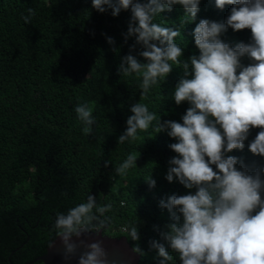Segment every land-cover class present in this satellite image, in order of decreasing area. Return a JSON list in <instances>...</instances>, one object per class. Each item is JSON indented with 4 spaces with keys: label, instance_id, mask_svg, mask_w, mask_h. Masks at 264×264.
<instances>
[{
    "label": "trees",
    "instance_id": "1",
    "mask_svg": "<svg viewBox=\"0 0 264 264\" xmlns=\"http://www.w3.org/2000/svg\"><path fill=\"white\" fill-rule=\"evenodd\" d=\"M232 7L219 9L215 0H200L196 19L190 22L185 9L174 5L155 16L154 23L179 29L175 41L184 48L180 59L187 61L199 55L196 24L201 19L224 23ZM130 19V9L113 16L111 9L98 12L92 0H0V264H41L31 260L56 237L57 214L86 202L89 194L99 206L112 205L102 234L126 235L133 248L140 247L144 255L139 254L137 264H160L151 241L165 245L173 256L168 264H181L160 235L173 222L160 201L196 191L176 178L166 179L169 161L178 155L169 146L177 140L167 129L156 133L155 122L147 131L138 130L135 140L118 144V138L136 103L145 104L161 123H183L191 105H177L173 99L183 76L179 65L173 64L172 72L145 96L141 75L119 72L128 54L147 62L139 55L144 48L135 36L125 40ZM220 39L235 47L250 43L252 34L250 29L237 32L229 27ZM240 62L253 63L247 56ZM83 104L93 110L91 134L75 112ZM259 131L251 128L243 150L227 153L239 158L249 174L264 168V156L248 147ZM130 154L137 156L136 165L117 174L115 169ZM149 176L154 187L146 180ZM261 195L264 199V192ZM135 225L138 241L125 231Z\"/></svg>",
    "mask_w": 264,
    "mask_h": 264
},
{
    "label": "clouds",
    "instance_id": "2",
    "mask_svg": "<svg viewBox=\"0 0 264 264\" xmlns=\"http://www.w3.org/2000/svg\"><path fill=\"white\" fill-rule=\"evenodd\" d=\"M199 4L200 0H92L93 8L101 13L111 9L112 15L118 16L121 10H131L125 40L135 36L136 43L144 48L139 55L147 62L128 54L118 70L124 75L142 76L141 96L158 80L164 81L176 64L183 76L173 99L177 105L184 101L191 105L182 117L183 123H161L145 104H134L118 144L135 140L138 130L147 131L153 122L156 133L167 129L168 136L177 140L169 146L178 155L169 161L166 179L172 182L176 178L186 189L196 191L160 201L173 221L160 235L171 252L178 254L181 264H264V168L249 174L239 158L227 155L234 149L243 150L250 129L259 128L248 147L254 155L264 156V0H215L219 9L233 5L230 15L224 23L201 19L193 31L199 55L181 60L184 48L175 41L179 29L154 23V17L180 5L191 22L196 19ZM28 11L33 13V9ZM24 19L29 22L28 17ZM229 27L237 32L250 29L251 42H239L235 47L223 42L220 36ZM108 43H114L111 37ZM245 56L253 63L243 66L240 61ZM92 111L87 104L75 108L78 118L87 125V134L95 123ZM136 160V155H128L115 171L125 174ZM146 180L150 187L155 186L151 176ZM111 209V204L99 206L96 196L89 194L86 202L66 214H57L54 227L66 261L77 255L80 245L75 241L82 234L105 229L110 219L105 214ZM125 231L131 240L140 239L136 225ZM150 243L162 258L160 264L172 261L164 244ZM86 249L79 254L78 264H107L100 241L87 244ZM132 251L144 255L140 247Z\"/></svg>",
    "mask_w": 264,
    "mask_h": 264
},
{
    "label": "water",
    "instance_id": "3",
    "mask_svg": "<svg viewBox=\"0 0 264 264\" xmlns=\"http://www.w3.org/2000/svg\"><path fill=\"white\" fill-rule=\"evenodd\" d=\"M81 241L83 244L80 243ZM96 241L102 243L107 256V264H137L139 254L132 251L133 247L127 242L126 235L115 237L102 234V231L99 233L86 232L76 239L75 242L80 246L77 255L69 261L64 259V248L57 235L45 248V252L35 256L31 261L39 260L41 264H78V256L87 250L86 245ZM26 263L28 262L23 264Z\"/></svg>",
    "mask_w": 264,
    "mask_h": 264
}]
</instances>
